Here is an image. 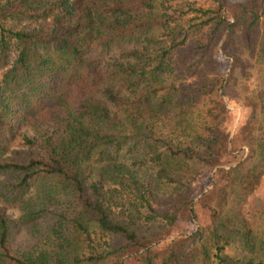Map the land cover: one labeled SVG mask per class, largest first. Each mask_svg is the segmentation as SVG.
Masks as SVG:
<instances>
[{
  "label": "trees",
  "instance_id": "obj_1",
  "mask_svg": "<svg viewBox=\"0 0 264 264\" xmlns=\"http://www.w3.org/2000/svg\"><path fill=\"white\" fill-rule=\"evenodd\" d=\"M202 2L181 23L162 0H0V264H264V0ZM237 38L255 84L229 133Z\"/></svg>",
  "mask_w": 264,
  "mask_h": 264
},
{
  "label": "rangeland",
  "instance_id": "obj_2",
  "mask_svg": "<svg viewBox=\"0 0 264 264\" xmlns=\"http://www.w3.org/2000/svg\"><path fill=\"white\" fill-rule=\"evenodd\" d=\"M206 3H203L202 0H162V6L167 8L179 7L184 10L182 15L181 23L194 22L199 20L198 15L199 12L195 9V6H205ZM239 38L234 40L235 46L230 45L228 49H236L235 54L238 58V64L235 67L234 71V80L235 85L227 84L225 89V100L228 111V117L223 126L224 132L231 133L235 130V128L243 121H246L250 117V108L242 103V99L240 93H243L246 89H252L255 84L254 79V65L253 59L251 56V51L245 47H243ZM227 58V54L220 50V56H218V65L220 68H224L229 65L231 57ZM228 92L231 93V96L228 95ZM230 96V97H229ZM26 130V129H25ZM12 148L15 150L11 152L10 157L21 159L24 155L29 153L26 147L19 146L14 144ZM33 150V149H31ZM123 158L126 162L131 160V155L129 153H124ZM6 174H2L0 178H7ZM209 178L207 176L200 177L192 182V188L194 191V198L199 194V192L208 185ZM250 208L252 210L251 219L254 226H257L258 230L264 231V175L259 180L256 189L250 195ZM5 213L8 216V224H9V233H10V243L13 247L17 248H25L30 246V244L34 241L35 236L34 233L30 229V224L21 225L17 221V214L19 210L15 207L6 206L4 208ZM37 220V219H36ZM40 220L38 219V223ZM40 224V223H39ZM193 222L187 224L190 227ZM96 237V235H95ZM239 245L236 241L229 243L225 246L224 250L231 254H238Z\"/></svg>",
  "mask_w": 264,
  "mask_h": 264
}]
</instances>
